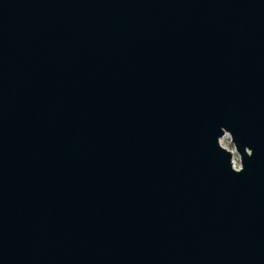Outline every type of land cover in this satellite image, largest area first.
<instances>
[{
  "label": "water",
  "instance_id": "95a60500",
  "mask_svg": "<svg viewBox=\"0 0 264 264\" xmlns=\"http://www.w3.org/2000/svg\"><path fill=\"white\" fill-rule=\"evenodd\" d=\"M0 264H264V0H0Z\"/></svg>",
  "mask_w": 264,
  "mask_h": 264
},
{
  "label": "rangeland",
  "instance_id": "374dc122",
  "mask_svg": "<svg viewBox=\"0 0 264 264\" xmlns=\"http://www.w3.org/2000/svg\"><path fill=\"white\" fill-rule=\"evenodd\" d=\"M221 145L227 149L233 150L232 144L230 143V138L226 134L222 139H221ZM233 160L237 162V156L236 154H233Z\"/></svg>",
  "mask_w": 264,
  "mask_h": 264
},
{
  "label": "built area",
  "instance_id": "2783aa9c",
  "mask_svg": "<svg viewBox=\"0 0 264 264\" xmlns=\"http://www.w3.org/2000/svg\"><path fill=\"white\" fill-rule=\"evenodd\" d=\"M231 151L233 152V150H231ZM233 167H234V168H237V167H238L237 162H235L234 160H233Z\"/></svg>",
  "mask_w": 264,
  "mask_h": 264
}]
</instances>
